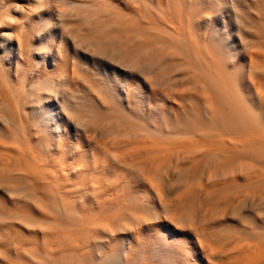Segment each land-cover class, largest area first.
Segmentation results:
<instances>
[{"label":"bare ground","instance_id":"1","mask_svg":"<svg viewBox=\"0 0 264 264\" xmlns=\"http://www.w3.org/2000/svg\"><path fill=\"white\" fill-rule=\"evenodd\" d=\"M239 1L67 0L95 20L79 42L138 70L121 98L30 61L47 0H0L21 50L13 77L0 60V264H264V0ZM224 12L245 18L243 55L208 22ZM42 93L75 101L83 136L50 127Z\"/></svg>","mask_w":264,"mask_h":264},{"label":"rangeland","instance_id":"2","mask_svg":"<svg viewBox=\"0 0 264 264\" xmlns=\"http://www.w3.org/2000/svg\"><path fill=\"white\" fill-rule=\"evenodd\" d=\"M228 3L231 1L238 2L239 0H226ZM122 5H127L126 0H120ZM243 3L244 0H240ZM251 6L255 5V0H246ZM47 9L42 14H31L30 18L26 19L25 27L29 34L35 35L31 44H27V54L30 57V61L38 62L40 66L45 64V60L48 59L50 64L46 63L48 67L55 64V58L61 60L66 59L69 66L74 65L78 70L84 71L100 83L108 86L117 91L121 98L125 97V94L129 91L136 92V79L141 78L137 74L138 70H133L132 67H124L118 62V53L115 50H107L105 52L99 51L95 48H90L88 45L79 42L73 35L77 31V26H83L85 28H92L95 26V20H88L83 14H69L67 11V0H47ZM15 7V5L13 6ZM25 8V7H24ZM59 9V11H58ZM62 9V11H61ZM66 10V11H63ZM51 13V14H49ZM250 13V12H249ZM18 16L20 14H12ZM22 15V14H21ZM256 14L252 12L250 16L253 17ZM245 18L241 14H216L212 21H208L215 26V29L223 36L228 46L234 47L239 55L246 53V45H249V41L246 38H250L248 31L242 26V22ZM201 25V22H200ZM205 25H209L208 23ZM3 39V42H1ZM15 42L14 37L11 38L8 35H0V60L4 67L10 68V76L13 77V73L16 67L21 61L20 49L13 44ZM42 42L43 47H39L38 43ZM26 47V46H25ZM51 48V49H50ZM94 50V51H93ZM54 58V59H53ZM82 95H86L88 90L80 84ZM65 92H68L67 90ZM44 98L36 106L39 109V114L48 115L57 119L52 120L50 127L53 129H64L72 136H83L84 129L81 126H76L66 114L63 113L65 108H73L74 102L68 99L66 96H62L59 100L54 95L49 93H42ZM51 96V97H49ZM63 98V99H62ZM123 104H127L123 101ZM98 137V136H96ZM100 138V137H98ZM4 191L0 189V193Z\"/></svg>","mask_w":264,"mask_h":264}]
</instances>
